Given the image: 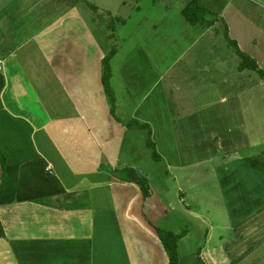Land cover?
Masks as SVG:
<instances>
[{
  "label": "crops",
  "instance_id": "obj_1",
  "mask_svg": "<svg viewBox=\"0 0 264 264\" xmlns=\"http://www.w3.org/2000/svg\"><path fill=\"white\" fill-rule=\"evenodd\" d=\"M189 1L0 0V264H168L157 228L175 235L185 231L176 242L179 264H200L209 233L200 247L186 219L205 230L216 225L195 210L193 191L185 205L187 188L198 178L178 180L172 166L197 165L195 155L207 160L216 151L227 153L233 139L206 132L210 120L201 117L207 109L223 103L232 114L246 113L254 98L264 107V58H258L257 41L228 36L233 29H261L257 19L264 27V0H256L260 6L255 0H195L210 13L196 25L181 15ZM99 11L115 17L123 29L129 13L140 15L131 26L132 47L115 69L120 88L110 82L115 73L107 63L114 116L102 84V61L115 28L98 22ZM211 31L220 38L205 39ZM226 43L233 47L229 54L215 56L213 49L199 48ZM188 55L219 79L222 89L212 92L200 81L180 93L170 88L179 98L201 93L185 99L193 100L190 111L182 104L185 116H170L169 107L176 106L169 104L173 94L164 88V76ZM243 57L252 69L240 68ZM244 70L248 79L256 78L254 84H244ZM211 92L213 103L205 98ZM251 112V137L244 130L235 138L241 149L258 145L252 137L264 122V109ZM134 121L148 125L159 161L145 145L147 130L127 126ZM189 125L195 137L188 142L195 150L182 151L172 142L184 139L181 133ZM244 163L234 171L240 193L233 200L245 219L237 218L231 227L240 249L231 251L230 259L264 264V201L243 209L264 194V154L248 156ZM210 178L216 179L215 173L205 172L199 184ZM141 179L149 189L146 198L137 185Z\"/></svg>",
  "mask_w": 264,
  "mask_h": 264
},
{
  "label": "rangeland",
  "instance_id": "obj_2",
  "mask_svg": "<svg viewBox=\"0 0 264 264\" xmlns=\"http://www.w3.org/2000/svg\"><path fill=\"white\" fill-rule=\"evenodd\" d=\"M255 3L258 4V1L255 0ZM129 15H130L129 17L130 19L127 20V24L123 29L122 25L119 23V21L115 20V17L113 15L112 16L114 17V19L110 18L108 14L100 11L99 13L96 14V17L98 18V22L103 20L107 21L111 28L113 27L115 28V33L113 31L115 38L112 39L107 45L105 44L106 45L105 47H107L108 52L112 53L116 51L113 57L111 58L109 57L110 59L109 58L107 59V63L108 65H110L111 74L115 73V69L117 65L125 58V56L127 55L129 49L132 47V44L134 42L130 36L131 26L132 23H137L140 20V15H134L133 13H129ZM256 23L260 25L261 29L259 30L241 29V31L239 29L237 30L233 29L230 30L228 36L230 39L233 40H236L238 38L243 43H247V44H251L254 41H257L256 51L258 53V58L260 57L264 58L263 22L257 19ZM216 31L219 32L217 29ZM108 32L110 31L108 30ZM240 34L242 37H240ZM121 36L124 38L122 41L120 40ZM216 38H220V36L216 35L215 31H211V34H208L205 37V39H216ZM245 47L246 46H242V49H244ZM199 48L202 50L213 49L214 52L211 53H214L215 56L216 53L227 52L229 54L230 51H233V47L229 45L227 46V43L226 46L218 44V45H213L212 47L210 46L209 48L205 46ZM248 49L249 47L247 48V50ZM247 50L244 52L249 53V51ZM189 55L184 57L183 60L179 62L175 68L170 70L168 73L166 72L163 80V86H165L164 88H166L169 91V94H173L171 92L172 88L175 89L177 87V91L180 93L181 91L192 87L194 83L197 81H200V85L202 86L203 85L209 86L210 89L214 90L212 92L215 91L221 92L222 82L219 81V79H213L212 77H209V75L204 72L205 69L204 65L189 60L190 59ZM191 64L192 65L197 64V65L194 68L187 69L186 66L187 65L190 66ZM261 66H262L261 69H264V65ZM182 69L186 70V74H184L183 76L179 75L177 77L175 71H177V73H181ZM242 73H244L243 76L244 84L249 85L251 82H253L254 84V81L256 79L255 77H253L252 80H250L247 78L245 74L246 73L245 70ZM110 82L120 88V83L116 73L111 78ZM204 89H206V87ZM113 93L114 91H112V94ZM112 94H111V98L112 96L114 97V94L113 95ZM200 95L201 93H198L196 96L189 94L186 95L187 97L181 96L179 98L177 95L174 96L173 94V97L170 98L168 101H170L169 104H173L176 107L174 106L169 107L170 116H173L174 114L176 115L179 112L181 114L180 115L181 117L185 116L184 113L185 110L190 111L189 109L190 104L193 101L190 100L189 102H186L185 99L189 100L192 96L195 99H198ZM213 97L215 96L212 93L211 96L208 95L205 98L211 99L210 102L213 103L214 102V100L212 99ZM175 100L181 101V104L178 105L177 103L171 102ZM182 104L185 105L184 108L185 110L180 109L182 107ZM248 105L249 108L246 109V113H244V111L243 113H241L240 111L242 110L237 108V110L240 111L237 112L236 114H232L230 107L227 106V104L220 103L217 104L215 107L211 108L210 110L207 109L205 111V115L201 117L204 121L210 120V124L206 126V132H210V131L217 132L218 134H220V139L222 141L233 139L227 142V146L225 150L227 152L226 154H221L218 153V151H216V154L214 153V155L210 159L207 158V160H203L202 158H200V156L195 155L194 157H192V161L197 163V165L192 164L189 166H185L183 168L179 166H172L174 168L173 171H176L174 175L177 177L178 180H180L181 178H185V176H189L190 178H193L195 176L198 178L193 184H191L193 187L187 188L188 190L191 191L188 193V196L185 195L186 197L185 205H188L191 202L192 198L190 199V196H192V191H193L194 193L197 194L195 197V210L196 211L199 210L200 214L204 213L205 215H208L211 219V223L213 225H216L210 229L206 228L205 230L204 228H201L199 226V223L193 222L191 219H186L187 222L193 223L194 234H196L197 237H200L198 238V241L200 242V247H202V244H204V235L206 234L207 231L209 233L208 237H205L208 243L206 245V251L203 254V259L202 256L200 257V255H198L199 256L198 260L196 259L200 264H204L203 262H205V264H232L233 262L230 259L231 258L230 252L234 251L235 248L240 249V247L237 246L235 243V236H234V233H238V232L235 229H232L231 227L234 226V223L236 222L237 218L245 219V216L241 215V213L237 215L238 212L241 210V206H239L233 200L236 194L240 193V187L236 184V181L233 179L235 176L234 171L236 169L241 170V168L238 166H244V164H246L244 163V161L246 160V158H248V156L255 154L261 155L262 149L264 147V144L262 143L264 142V122L262 121H259L258 125L260 126V128L258 129L259 130L258 133L252 137V143H257L258 145L253 144L246 148L244 147V149H241L236 144L235 138H238L244 130L246 131L248 136L251 137L250 131L252 129V121L249 118V115H252L251 111L254 109L255 111L259 112L261 108L264 109L263 104L260 103L259 101L256 102L255 98L253 102L250 101ZM245 107L246 104L244 105V108ZM220 115L223 116L222 119L219 118ZM197 128L201 133L203 132V128L201 127H197ZM181 136L184 139L178 137L177 140L172 143L174 145H177L178 148L182 151L195 150L194 146L188 142V139H193V137H195L194 126L189 125L187 127H184ZM202 161H205V163L200 164V162ZM240 162H243V164H241ZM226 167H228L229 170H227ZM252 170L256 172L258 176L262 174L259 171L260 170L259 168L258 170L257 169H252ZM205 172L215 173L216 179L213 178H210L209 180L206 179L200 185L199 183L203 180V176ZM232 172L233 174H231ZM260 181H261V191H263L264 179L260 178ZM228 188H232L233 190H229ZM243 188L244 190L242 193L245 194L249 189H246L245 185L243 186ZM248 195L249 193L245 195L246 199H250ZM262 201H264L263 193H261L258 196L257 200H255L249 207L244 206L243 209H248L252 205L261 203ZM261 213L264 214V208H261ZM218 224H220V226ZM186 228H190L192 230L191 224L188 223ZM187 232H190V230H188ZM179 234L181 236L178 238V240L182 239L186 234V232L180 231ZM245 238H249V237H245ZM226 245L228 247V252L225 251ZM180 249L181 251L184 250L181 247ZM181 264H190V262L187 263L182 262ZM233 264H236V262H234Z\"/></svg>",
  "mask_w": 264,
  "mask_h": 264
},
{
  "label": "trees",
  "instance_id": "obj_3",
  "mask_svg": "<svg viewBox=\"0 0 264 264\" xmlns=\"http://www.w3.org/2000/svg\"><path fill=\"white\" fill-rule=\"evenodd\" d=\"M210 13L204 8L197 5L195 0H190L181 10V15L185 18V20L191 24L196 25L204 20V18ZM112 53H108L102 61L103 72H102V84L104 88V92L108 97L109 102V112L111 116H114V102L111 98L108 80H109V67L107 65V59L111 56ZM254 65L247 60L246 58H242V62L240 65L241 69H252ZM127 126H135L139 128H143L147 130L145 145L148 149L151 150V159L153 161H159L160 158L155 151L154 143L151 140V132L148 125L140 124L138 122H132L127 124ZM262 154H264V148L262 149ZM0 161L3 164V159L0 157ZM137 185L140 188L142 193V197L146 198L148 196V186L146 185V181L144 179L137 180ZM158 240L160 241L162 248L167 256L168 264H179V259L176 250V242L180 235H175L172 232L161 230L159 228L155 229Z\"/></svg>",
  "mask_w": 264,
  "mask_h": 264
}]
</instances>
